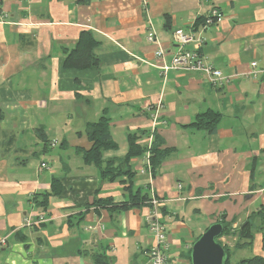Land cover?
Listing matches in <instances>:
<instances>
[{
    "label": "crops",
    "instance_id": "obj_1",
    "mask_svg": "<svg viewBox=\"0 0 264 264\" xmlns=\"http://www.w3.org/2000/svg\"><path fill=\"white\" fill-rule=\"evenodd\" d=\"M213 9L219 17L204 28ZM0 10V264H148L149 207L93 204L129 198L127 184L83 160L88 124L104 114L118 145L105 160L128 153L130 134L144 143L155 132L168 149L155 176L142 172L146 156L130 163L134 186L160 199L171 264H192L194 242L222 215L229 264L264 258V73L249 75L253 61L264 68V0H0ZM177 29L205 38L184 49L228 83L162 69L178 51ZM88 30L98 67H66ZM209 111L220 115L214 131L192 125ZM54 177L61 193L44 210L34 197ZM248 220L252 244L239 246Z\"/></svg>",
    "mask_w": 264,
    "mask_h": 264
},
{
    "label": "trees",
    "instance_id": "obj_2",
    "mask_svg": "<svg viewBox=\"0 0 264 264\" xmlns=\"http://www.w3.org/2000/svg\"><path fill=\"white\" fill-rule=\"evenodd\" d=\"M97 44L93 34L88 31H82L79 41L70 53L67 54L65 60L66 67L77 68H97L99 65V58L94 54V47ZM85 58V59H84ZM203 117H208L209 121L204 122ZM220 115L216 112H206L198 117L196 121L192 123L193 126L202 127L208 126L214 131L217 127ZM110 118L105 114L102 115L97 121L90 122L87 127V134L92 143L88 149L80 148L83 154V160L86 164H92L98 167L104 180L114 182L122 181L127 184L125 190L128 194L127 200L120 203H114L112 198H95L94 205L108 206L110 210H122L140 205H152V198L148 192H143L141 188L134 186V177L136 172L132 169L130 159L135 156H146L149 154L150 163L152 165V175L155 176L158 172L165 155L168 153V149L161 148L163 141L158 134L152 133L151 145L148 142H139V136L136 134H130L128 137L129 150L128 153L122 159L105 160L103 154L107 150L116 149L117 143L112 137V133L109 125ZM147 132V131H146ZM143 132L142 136L146 134ZM150 132H147L149 134ZM140 136V137H142ZM139 138V139H138ZM47 142V139H46ZM126 177V178H123ZM62 183L59 178L54 177L52 180L51 190L48 192H41L34 197L35 204L47 210L50 204V199L53 196H58L61 193ZM159 199V198H158ZM160 200V199H159ZM163 208L160 206V210ZM219 222L223 223L224 231L222 236L231 235L233 231L230 229V223L226 221L224 215L219 219ZM253 223L248 220L246 224H242L239 228L238 234L243 242H239V246H244L245 243L252 244L254 233L252 230ZM247 240V241H245ZM228 251V259L226 264L230 263L231 250L226 245ZM240 264H264V258L261 256H251L243 259Z\"/></svg>",
    "mask_w": 264,
    "mask_h": 264
},
{
    "label": "built area",
    "instance_id": "obj_3",
    "mask_svg": "<svg viewBox=\"0 0 264 264\" xmlns=\"http://www.w3.org/2000/svg\"><path fill=\"white\" fill-rule=\"evenodd\" d=\"M218 17L219 11L217 9H213L205 20L204 28H208L212 25ZM6 21H8L7 12L0 10V22L3 23ZM173 38L175 43L178 45V51L173 55L170 64L162 66L164 71L169 69L199 71L205 74L207 80L214 85H222L230 81L228 76H225L220 69L216 68L211 62L202 57L199 52L184 49V46L189 42H205L204 37L196 36L193 33H186L182 29H177L173 33ZM148 39L155 42L156 32L151 31ZM164 54L165 51L162 47L157 48L155 52L157 57H164ZM251 67L252 69L250 70L249 75L254 78H257L260 73H264V68H259L257 61L251 62ZM147 142L148 145H151L152 136L148 138ZM42 165L46 166L44 163ZM142 172L148 173L150 177L153 176L149 154L146 155V164L142 169ZM151 202L152 205L149 207V213L146 216V221L150 231L152 232L154 243L146 252L148 264H171L169 259V230L166 221L163 219V213L160 210V200L153 196ZM41 219H43V215H41Z\"/></svg>",
    "mask_w": 264,
    "mask_h": 264
},
{
    "label": "water",
    "instance_id": "obj_4",
    "mask_svg": "<svg viewBox=\"0 0 264 264\" xmlns=\"http://www.w3.org/2000/svg\"><path fill=\"white\" fill-rule=\"evenodd\" d=\"M223 231V223L217 221L201 234L192 246V264H226L228 251L219 240Z\"/></svg>",
    "mask_w": 264,
    "mask_h": 264
},
{
    "label": "rangeland",
    "instance_id": "obj_5",
    "mask_svg": "<svg viewBox=\"0 0 264 264\" xmlns=\"http://www.w3.org/2000/svg\"><path fill=\"white\" fill-rule=\"evenodd\" d=\"M155 197H156V196H155ZM225 236H227V235H224V237H225ZM221 237H223V236H221ZM221 237H220V238H221ZM221 243L223 244V242H221ZM223 245H224V244H223ZM224 247L226 248V244L224 245ZM230 260H232V262L234 261V257L231 259V255H230Z\"/></svg>",
    "mask_w": 264,
    "mask_h": 264
}]
</instances>
